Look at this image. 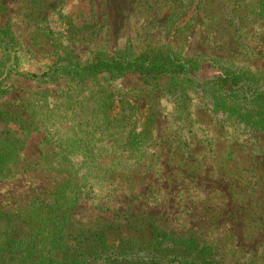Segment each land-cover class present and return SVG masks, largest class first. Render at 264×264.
I'll list each match as a JSON object with an SVG mask.
<instances>
[{"label":"rangeland","instance_id":"obj_1","mask_svg":"<svg viewBox=\"0 0 264 264\" xmlns=\"http://www.w3.org/2000/svg\"><path fill=\"white\" fill-rule=\"evenodd\" d=\"M200 1L169 20L178 0H0L25 74L40 75L57 57L84 65L99 51L118 55L128 47L201 61L200 78L218 73L215 61L264 73L263 23L246 17L237 0ZM5 83L0 130L20 143L17 167H30L0 182V252L4 215L42 207L40 221L48 208L38 203L52 204L64 190L76 202L69 241L101 226L111 239L123 237L125 226L153 220L214 242L224 264H264V135L241 132L197 97L182 128L164 78L101 74L41 83L12 75ZM150 117L147 140L129 152L128 135ZM122 162L132 167L111 171Z\"/></svg>","mask_w":264,"mask_h":264},{"label":"trees","instance_id":"obj_2","mask_svg":"<svg viewBox=\"0 0 264 264\" xmlns=\"http://www.w3.org/2000/svg\"><path fill=\"white\" fill-rule=\"evenodd\" d=\"M242 5L245 16L264 25V0H237ZM200 0H178L169 20L180 19L195 11ZM0 96L7 91L5 83L12 75L27 77L46 83L59 76L92 79L101 74L121 77L136 74L143 79L164 78L167 93L172 98L178 113L179 125L187 128L189 105L197 97L211 114L239 128L246 134L264 135V73L251 72L243 68L226 66L215 61L213 67L218 72L209 78H200L199 72L206 67L193 58H183L172 51H151L131 48L120 54H104L99 51L87 64L80 65L70 58L57 57L53 65L40 75L19 72L18 48L10 31L7 11L0 2ZM212 67V66H211ZM151 117L145 129L128 135L125 148L129 152L141 140H147L151 128ZM189 142L183 144L187 151ZM20 143L8 131L0 130V182L7 181L20 170L30 165L17 167ZM123 163V162H122ZM140 161L133 163L136 166ZM36 164V163H34ZM37 165V164H36ZM65 165V164H64ZM128 163L114 164L111 169L130 168ZM67 173L68 166L61 165ZM75 185V183H73ZM74 190V186L72 187ZM65 191L55 195L52 204L46 205L47 213L36 221L35 216L42 207L26 216L4 215L6 242L0 252V264H224V258L214 242L199 238L194 233H175L161 227L153 220H145L125 226L123 237L110 238L109 228L81 230L74 241L67 240L70 213L75 200L63 197ZM77 200V198H76ZM75 202V203H74ZM20 221V222H19ZM24 232L17 238L16 234ZM9 248V249H7ZM8 252L11 256L3 257ZM18 254L19 257L14 255Z\"/></svg>","mask_w":264,"mask_h":264}]
</instances>
